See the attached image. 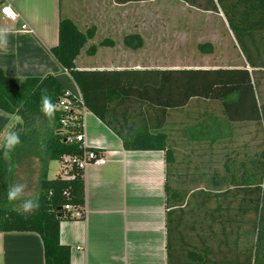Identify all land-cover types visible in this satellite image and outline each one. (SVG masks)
I'll use <instances>...</instances> for the list:
<instances>
[{
	"label": "trees",
	"instance_id": "1",
	"mask_svg": "<svg viewBox=\"0 0 264 264\" xmlns=\"http://www.w3.org/2000/svg\"><path fill=\"white\" fill-rule=\"evenodd\" d=\"M113 1L124 5L152 0ZM183 1L225 18L244 58L243 66L80 70L75 61L94 38L96 28L81 30L73 19L61 17L59 42L50 53L77 84L80 96L54 74L16 78L0 68V110L16 119L10 127L14 126L22 141L10 159L4 158L0 148V231L37 233L43 242L45 264H71V248L61 243L60 225L63 220L74 219V210L86 207L85 171L74 169L70 179L47 177L51 161L61 162L64 157L85 152L76 139L84 131L83 120L69 126L61 122L68 113L58 107V102L66 94L79 110L94 113L111 128L125 150L164 152L168 264H264V149L253 156L245 153L238 160L240 154L234 157L236 148H230L228 187L188 191L173 184V178L180 174L176 149L166 131L171 111H184L192 100L201 99L209 103L211 123L205 125V131L192 132V139L233 143L240 127L251 126L256 129L257 144L264 147V94L260 89L264 85V0ZM124 42L132 49L144 45L139 34L127 35ZM114 45L113 40L104 39L90 46L87 53L93 55L98 46ZM199 49L205 54L214 50L210 42L199 44ZM44 91L56 105L51 125L40 111ZM37 121L49 126H43L44 134L41 126H35ZM40 155L44 168L39 178V207L24 215L7 206L12 174L9 161ZM67 204L72 210L65 208ZM190 214L196 220L194 235L187 237L184 230Z\"/></svg>",
	"mask_w": 264,
	"mask_h": 264
},
{
	"label": "crops",
	"instance_id": "2",
	"mask_svg": "<svg viewBox=\"0 0 264 264\" xmlns=\"http://www.w3.org/2000/svg\"><path fill=\"white\" fill-rule=\"evenodd\" d=\"M70 2L77 0H0V28L9 29L7 50H0V68L8 76L28 78L54 74L69 91L80 96L77 84L50 53V49L59 42L61 17H69L78 25L74 15L64 16L65 7ZM4 5L17 12V20H11L1 13ZM86 19L88 22L93 21L96 34L75 61L80 70L200 67L188 63L186 66L178 63L176 67H168L164 61L155 64L136 63V54L141 49L142 53L152 54L151 45L154 49L163 46L162 41L151 44L152 26L136 25L139 22L150 23L151 18L138 20L135 17L109 14L92 15L91 19ZM130 22L131 28L122 26V23ZM23 25L27 29H23ZM160 29L157 27L156 30ZM129 34H139L144 39V45L137 49L127 46L124 40ZM104 39L113 40L115 45L98 46L95 54L87 53L90 46L98 45ZM235 45L237 47L236 42ZM241 57L244 60L242 54ZM26 62H38L43 66L42 70L25 69ZM260 89L264 94V85ZM0 113L4 112L0 110ZM15 120L11 115H0V134L8 130ZM39 126L41 134L45 133L43 126L49 127ZM238 134L239 137L233 143L229 140L225 142L233 147L239 142L243 147L249 145L254 149L257 144L254 127L242 126ZM84 135L86 146L101 151L107 161L104 164L93 163L85 170V218L61 222L60 239L63 245L71 248V264H168L164 152L125 150L121 138L87 110L84 115ZM42 157L9 161L12 164L10 183L23 178L30 189H35L38 199L39 178L44 168ZM7 206L13 208L12 204ZM0 264H45L41 237L34 232L0 231Z\"/></svg>",
	"mask_w": 264,
	"mask_h": 264
},
{
	"label": "rangeland",
	"instance_id": "3",
	"mask_svg": "<svg viewBox=\"0 0 264 264\" xmlns=\"http://www.w3.org/2000/svg\"><path fill=\"white\" fill-rule=\"evenodd\" d=\"M113 2L112 0L70 2L65 7L64 16L74 15L78 26L85 30L94 24L93 21L89 20L88 22L86 19H91L92 15L112 14L135 17L138 20L151 18L150 23L139 22L136 25L152 26L151 44L162 41L163 46L154 49L151 45L152 54L142 53L141 49L136 54V63L139 61L142 64H155L164 61L168 67H176L175 64L178 63L184 66L188 63L203 67L244 64L240 51L235 45L234 35L225 18L220 14L195 9L183 0H152L149 2H131L120 6L114 5ZM122 26L131 28L132 23H122ZM157 27L162 28L160 29L161 32L156 30ZM205 42L213 44V52L205 54L200 51L199 44ZM149 43L146 42V44ZM213 107L216 109L215 106ZM208 110H210L208 102L194 99L184 108V111L180 110L181 112H179V109L171 111L166 125L171 145L176 149L177 167L180 174L177 178H173V184L188 191L197 188L225 190L230 180L227 153L230 148H234L233 145L227 143L212 144L207 138L195 140L190 136L192 132L194 134L196 131H205V125L211 123ZM217 110L221 111V107L217 106ZM6 132L7 129L0 134V145L3 143V136ZM239 144L238 142L234 153V157L240 154L237 157L238 160L242 159L245 153L253 156L260 154L264 149L258 144L254 146V149L249 145L243 147ZM32 146L34 148V145ZM29 158L32 159V157ZM60 169L59 160L51 161L48 177L55 178ZM214 178L216 183L213 182ZM195 220L196 216L193 214L187 217V227L184 230L185 235H188L187 237L194 235L193 222ZM195 224L197 227V223ZM217 229L219 228L217 227ZM247 238L250 239L251 237ZM241 247L244 248L245 246L241 244Z\"/></svg>",
	"mask_w": 264,
	"mask_h": 264
},
{
	"label": "clouds",
	"instance_id": "4",
	"mask_svg": "<svg viewBox=\"0 0 264 264\" xmlns=\"http://www.w3.org/2000/svg\"><path fill=\"white\" fill-rule=\"evenodd\" d=\"M9 29L0 28V50H7L8 47ZM25 69L34 68L42 70V65L38 62H26ZM40 111L44 118L51 125L55 120L56 105L52 102V98L46 91L42 92L40 99ZM0 115L8 116L7 113H0ZM39 126V121L35 124ZM22 143L20 133L14 130V126L10 127L3 136V143L0 148L3 149V155L5 159H10V154L14 152L18 146ZM7 200L13 205L15 211L28 215L35 212L39 207L38 195L35 189H30L28 183L23 179L10 183L7 189Z\"/></svg>",
	"mask_w": 264,
	"mask_h": 264
},
{
	"label": "built area",
	"instance_id": "5",
	"mask_svg": "<svg viewBox=\"0 0 264 264\" xmlns=\"http://www.w3.org/2000/svg\"><path fill=\"white\" fill-rule=\"evenodd\" d=\"M1 13L5 15L7 18L11 20H17L18 14L15 10H13L10 6H2ZM23 29H27L26 25H23ZM58 107L62 108L66 113H68L63 119L62 124L64 126H69L74 124V122L83 120V130H84V115L85 108L82 110L77 108L75 104L67 97L59 100ZM71 113V114H69ZM77 141L82 143V147L84 148V154L82 156H68L64 157L61 163V169L59 171V176L61 178L70 179L74 176L73 170H83L85 171L87 167L93 163L96 164H104L106 163V157L102 153L98 154L95 149H90L86 146L84 131L77 135ZM67 210H72V206L67 204L65 206ZM86 216V210H74L72 213V217L74 219H83Z\"/></svg>",
	"mask_w": 264,
	"mask_h": 264
},
{
	"label": "water",
	"instance_id": "6",
	"mask_svg": "<svg viewBox=\"0 0 264 264\" xmlns=\"http://www.w3.org/2000/svg\"><path fill=\"white\" fill-rule=\"evenodd\" d=\"M59 216H61V214Z\"/></svg>",
	"mask_w": 264,
	"mask_h": 264
},
{
	"label": "bare ground",
	"instance_id": "7",
	"mask_svg": "<svg viewBox=\"0 0 264 264\" xmlns=\"http://www.w3.org/2000/svg\"><path fill=\"white\" fill-rule=\"evenodd\" d=\"M95 151H97V150H95Z\"/></svg>",
	"mask_w": 264,
	"mask_h": 264
}]
</instances>
